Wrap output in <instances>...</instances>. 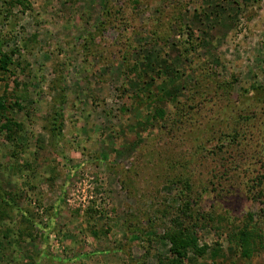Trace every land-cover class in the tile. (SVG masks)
Wrapping results in <instances>:
<instances>
[{
	"label": "rangeland",
	"instance_id": "rangeland-1",
	"mask_svg": "<svg viewBox=\"0 0 264 264\" xmlns=\"http://www.w3.org/2000/svg\"><path fill=\"white\" fill-rule=\"evenodd\" d=\"M182 229L264 264V0H0V264H172Z\"/></svg>",
	"mask_w": 264,
	"mask_h": 264
},
{
	"label": "trees",
	"instance_id": "trees-1",
	"mask_svg": "<svg viewBox=\"0 0 264 264\" xmlns=\"http://www.w3.org/2000/svg\"><path fill=\"white\" fill-rule=\"evenodd\" d=\"M3 58L5 59L3 56L1 60L5 62ZM185 229L189 230L187 227ZM185 229L175 232L169 237L171 251L177 257V260L172 264H184V258H186L189 250H194L198 254H205L208 251V245H199L198 239L194 237L192 233L185 232ZM241 234L243 236L244 231H242Z\"/></svg>",
	"mask_w": 264,
	"mask_h": 264
}]
</instances>
